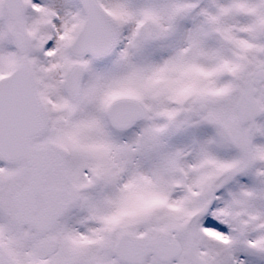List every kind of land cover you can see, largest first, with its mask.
Wrapping results in <instances>:
<instances>
[{"label":"snow or ice","instance_id":"obj_1","mask_svg":"<svg viewBox=\"0 0 264 264\" xmlns=\"http://www.w3.org/2000/svg\"><path fill=\"white\" fill-rule=\"evenodd\" d=\"M0 264H264V0H0Z\"/></svg>","mask_w":264,"mask_h":264}]
</instances>
